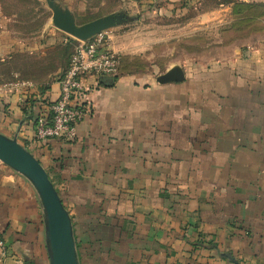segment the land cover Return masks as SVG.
Here are the masks:
<instances>
[{
    "label": "crops",
    "instance_id": "crops-1",
    "mask_svg": "<svg viewBox=\"0 0 264 264\" xmlns=\"http://www.w3.org/2000/svg\"><path fill=\"white\" fill-rule=\"evenodd\" d=\"M65 46L47 55L35 44L38 82L0 85V134L45 168L72 219L78 257L264 264V38L227 58L186 64L180 82L122 75L109 87L103 79L87 93L94 107L77 138L39 143L34 122L59 97L56 79L73 54ZM0 237L8 248L0 264H50L39 197L1 162Z\"/></svg>",
    "mask_w": 264,
    "mask_h": 264
},
{
    "label": "rangeland",
    "instance_id": "rangeland-1",
    "mask_svg": "<svg viewBox=\"0 0 264 264\" xmlns=\"http://www.w3.org/2000/svg\"><path fill=\"white\" fill-rule=\"evenodd\" d=\"M50 2L70 10L77 25L118 18L101 33L119 53L117 76L161 77L176 66L246 51L264 38V0H0V46L8 48L0 51V85L26 77L38 82L31 68L41 56L39 42L47 55L64 43L74 52L77 42L54 26ZM18 44L33 49H14ZM79 264H85L81 256Z\"/></svg>",
    "mask_w": 264,
    "mask_h": 264
},
{
    "label": "water",
    "instance_id": "water-1",
    "mask_svg": "<svg viewBox=\"0 0 264 264\" xmlns=\"http://www.w3.org/2000/svg\"><path fill=\"white\" fill-rule=\"evenodd\" d=\"M54 26L71 38L86 42L102 32L116 26L114 15L77 25L73 14L50 2ZM183 70L173 67L158 78L161 83L180 82ZM107 81L113 82V78ZM0 162L27 179L35 189L42 208L50 264H79L72 219L42 164L16 139L0 134ZM238 264V263H235Z\"/></svg>",
    "mask_w": 264,
    "mask_h": 264
},
{
    "label": "built area",
    "instance_id": "built-area-1",
    "mask_svg": "<svg viewBox=\"0 0 264 264\" xmlns=\"http://www.w3.org/2000/svg\"><path fill=\"white\" fill-rule=\"evenodd\" d=\"M75 41L77 44L69 66L56 79L60 88L58 99L45 106L34 122L36 142L46 143L50 139L73 142L78 136V126L90 116L94 107L87 99V93L119 71V53L110 48L104 34L86 42ZM26 86L11 83L4 88L19 90ZM0 252L2 257H8V248L1 237Z\"/></svg>",
    "mask_w": 264,
    "mask_h": 264
},
{
    "label": "trees",
    "instance_id": "trees-1",
    "mask_svg": "<svg viewBox=\"0 0 264 264\" xmlns=\"http://www.w3.org/2000/svg\"><path fill=\"white\" fill-rule=\"evenodd\" d=\"M117 77H118L117 75L114 76V77H110V78H113L114 81H113V82H109V81H108L110 84H108V85H106V86L111 87V86L113 85V83L116 81V78H117ZM107 79H108V78H105L104 81H105V80L107 81ZM28 100H31V99H28ZM31 103H33V101H31Z\"/></svg>",
    "mask_w": 264,
    "mask_h": 264
}]
</instances>
